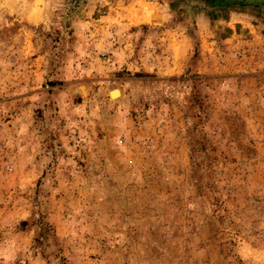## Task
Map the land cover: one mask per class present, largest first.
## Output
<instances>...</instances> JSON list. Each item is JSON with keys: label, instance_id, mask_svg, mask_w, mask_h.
Segmentation results:
<instances>
[{"label": "rangeland", "instance_id": "rangeland-1", "mask_svg": "<svg viewBox=\"0 0 264 264\" xmlns=\"http://www.w3.org/2000/svg\"><path fill=\"white\" fill-rule=\"evenodd\" d=\"M0 264H264V1L0 0Z\"/></svg>", "mask_w": 264, "mask_h": 264}, {"label": "water", "instance_id": "water-1", "mask_svg": "<svg viewBox=\"0 0 264 264\" xmlns=\"http://www.w3.org/2000/svg\"><path fill=\"white\" fill-rule=\"evenodd\" d=\"M247 2H260V1H264V0H246Z\"/></svg>", "mask_w": 264, "mask_h": 264}, {"label": "bare ground", "instance_id": "bare-ground-1", "mask_svg": "<svg viewBox=\"0 0 264 264\" xmlns=\"http://www.w3.org/2000/svg\"><path fill=\"white\" fill-rule=\"evenodd\" d=\"M148 19H150V18L148 17Z\"/></svg>", "mask_w": 264, "mask_h": 264}]
</instances>
